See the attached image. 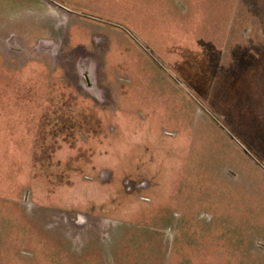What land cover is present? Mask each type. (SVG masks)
Returning a JSON list of instances; mask_svg holds the SVG:
<instances>
[{"label": "rangeland", "instance_id": "obj_1", "mask_svg": "<svg viewBox=\"0 0 264 264\" xmlns=\"http://www.w3.org/2000/svg\"><path fill=\"white\" fill-rule=\"evenodd\" d=\"M85 1L91 53L0 0V264H264V0Z\"/></svg>", "mask_w": 264, "mask_h": 264}, {"label": "crops", "instance_id": "obj_2", "mask_svg": "<svg viewBox=\"0 0 264 264\" xmlns=\"http://www.w3.org/2000/svg\"><path fill=\"white\" fill-rule=\"evenodd\" d=\"M36 5L39 11L36 14L32 13L31 17H50L49 19H51V23L53 25L52 28L49 30V34L47 37L57 38L61 40L64 39L65 48H68L70 51H72V49H78V47H81V49L86 53H91V50H93L92 46H95L93 43V39L96 37H105L104 32L97 33L93 30H86L85 28H82L80 26L81 23L91 25L92 23L98 24L106 23L108 21L97 18L99 16H96V14L92 12H87L91 10L90 7H88V5L86 4L85 0L83 1V3H80L77 8L71 6L70 3L66 1L58 0H36ZM77 22L79 23L78 26L76 24ZM117 32L122 33V31ZM65 38H67V40H65ZM110 43L111 47L113 48L115 42L109 41V44ZM96 49L97 47L94 48V50ZM103 53H105L106 56L104 57V59H100V62H103L105 65L101 64L95 69V72L97 74L103 73L101 71L107 69L108 64H112L114 60L113 55L115 54L112 53V49H110L107 53L105 51ZM150 82L152 81L150 80ZM142 83L145 87L144 92L148 91V93L145 94L143 97H140V102H146V107L144 109H139V107H132L128 105L126 110H117L118 112H120L121 117L125 119V134L128 135L129 141H141V138L143 136L142 134H146L150 130V127H148L151 126L150 118L158 116L157 110L155 108H157L156 101L161 99V94H154L150 92L151 90L147 88L145 81H143ZM79 86H86L84 80H81L79 82ZM87 97H89L90 100L93 102L100 101L103 103L111 99L109 96L105 95H103V97H97L96 95H88ZM127 101L132 102V99L130 98ZM103 112L106 115L107 113L111 112V110L103 109ZM159 115H161L160 117L162 118L164 117V114ZM151 139L152 138H150L149 136H146L147 141Z\"/></svg>", "mask_w": 264, "mask_h": 264}]
</instances>
